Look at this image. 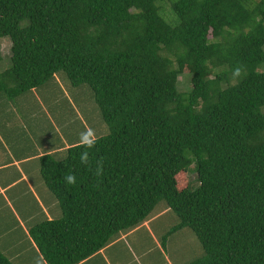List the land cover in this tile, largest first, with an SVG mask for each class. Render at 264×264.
<instances>
[{
	"label": "trees",
	"instance_id": "obj_1",
	"mask_svg": "<svg viewBox=\"0 0 264 264\" xmlns=\"http://www.w3.org/2000/svg\"><path fill=\"white\" fill-rule=\"evenodd\" d=\"M2 37L0 96L62 72L108 128L40 158L59 213L29 234L47 264L79 263L160 202L199 242L185 264H264V0H0Z\"/></svg>",
	"mask_w": 264,
	"mask_h": 264
},
{
	"label": "crops",
	"instance_id": "obj_2",
	"mask_svg": "<svg viewBox=\"0 0 264 264\" xmlns=\"http://www.w3.org/2000/svg\"><path fill=\"white\" fill-rule=\"evenodd\" d=\"M52 82L55 86L62 84L61 77L55 74L49 83L51 87ZM38 88L15 99L0 96V255L8 264H47L29 234L30 225L59 213L54 197L40 177V158L48 154L59 158L70 143L82 141L77 138L68 142L63 114L55 116L56 125L50 114L51 90L45 87L40 94ZM66 101L69 103V99ZM67 125H70L68 120ZM142 226L114 238L77 264H164L156 252L150 256L146 251L151 240L140 237L139 233H145L146 223ZM129 238V244L142 248L140 253H147L150 261L141 262L137 250L130 252L122 248L124 240ZM0 264L5 263L0 260Z\"/></svg>",
	"mask_w": 264,
	"mask_h": 264
},
{
	"label": "rangeland",
	"instance_id": "obj_3",
	"mask_svg": "<svg viewBox=\"0 0 264 264\" xmlns=\"http://www.w3.org/2000/svg\"><path fill=\"white\" fill-rule=\"evenodd\" d=\"M9 47V38H0V69L10 65ZM59 73L64 77H61L62 84L59 82V84L55 86L52 82L51 87L49 83L54 80L53 78L37 89L40 94L45 87H48L46 90H51L49 95L52 96L53 100L49 98L48 103L51 105L50 107L47 106L50 108V114L54 116L52 117L55 125L57 124L55 116L62 113L64 118V128L68 133V142H72L77 138L81 141L82 135L86 134L89 130L93 131L95 137L105 135L108 132V128L103 122L96 104L93 102L90 88L86 84L73 87L64 74L62 72ZM179 79H181V77H179ZM183 86L184 85L182 84L181 87ZM66 99H69V103ZM60 107H62L61 110ZM67 120L70 122V125H67ZM80 124L82 126L85 125V128L82 126L80 128ZM70 144L72 145L73 143ZM187 174L190 187L192 189L197 188L198 182L195 180L196 176L192 167L188 170ZM156 208V212H158H154L155 214L152 216L153 219L151 218V221L153 222L147 224L146 221L145 233H139L141 238H146L147 241L148 239L151 240V243L145 247L150 256H153L156 252L155 255L158 254V256H160L158 258L163 259L165 262L164 264H185L189 260L199 256L202 253V250L195 235L187 228H183L182 230L174 229V226L178 221L176 213L172 210L165 209L163 202H160ZM169 231H171L170 234H168ZM164 234L168 235L165 249L160 246L161 237ZM129 241H131V238L125 239L122 248L126 247L130 252L137 250L138 253L141 254L140 251L142 252L143 249L138 246L136 247L133 244H129ZM155 246L156 248H154ZM155 250H159V253ZM146 254L145 252L142 253L141 256H139V261H150V259L146 258Z\"/></svg>",
	"mask_w": 264,
	"mask_h": 264
},
{
	"label": "clouds",
	"instance_id": "obj_4",
	"mask_svg": "<svg viewBox=\"0 0 264 264\" xmlns=\"http://www.w3.org/2000/svg\"><path fill=\"white\" fill-rule=\"evenodd\" d=\"M236 75H239V69L236 70ZM82 141L85 144L86 147H93L94 144L96 143V138L94 136V133L92 130H89L86 134L82 135ZM81 162L82 163H87V154L84 153L81 155ZM66 180L68 183H75V177L73 175H69L66 177Z\"/></svg>",
	"mask_w": 264,
	"mask_h": 264
}]
</instances>
